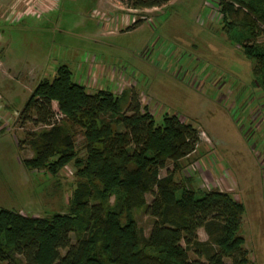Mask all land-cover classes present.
Here are the masks:
<instances>
[{
  "label": "rangeland",
  "instance_id": "1",
  "mask_svg": "<svg viewBox=\"0 0 264 264\" xmlns=\"http://www.w3.org/2000/svg\"><path fill=\"white\" fill-rule=\"evenodd\" d=\"M220 1L130 10L117 0H58L45 14L0 17V209L40 217L69 210L76 166L56 175L28 168L34 152L19 141L39 127L17 122L36 86L67 65L89 92L125 90L124 107L136 92L157 121L177 115L200 131L175 176L192 179L198 196L220 189L240 201L244 246L253 264H264V91L244 51L251 37L225 18ZM255 41L264 43V34ZM77 139L83 155L81 133ZM173 168L169 162L161 176ZM134 216L148 235L153 218L144 209ZM199 236L208 238L204 228Z\"/></svg>",
  "mask_w": 264,
  "mask_h": 264
},
{
  "label": "trees",
  "instance_id": "2",
  "mask_svg": "<svg viewBox=\"0 0 264 264\" xmlns=\"http://www.w3.org/2000/svg\"><path fill=\"white\" fill-rule=\"evenodd\" d=\"M119 1L143 10L170 0ZM220 5L251 37L244 51L264 91V43L255 41L264 34V0ZM125 93L89 92L67 65L33 90L17 119L21 127H39L19 141L34 152L24 163L53 175L73 163L79 181L66 213L40 217L0 209V264H253L239 232L243 204L220 189L198 196L192 179L175 176L196 151L200 131L177 115L157 121L136 92L124 107ZM54 102L64 115L60 121ZM169 162L174 168L161 176ZM137 209L153 218L148 235L134 216Z\"/></svg>",
  "mask_w": 264,
  "mask_h": 264
},
{
  "label": "crops",
  "instance_id": "3",
  "mask_svg": "<svg viewBox=\"0 0 264 264\" xmlns=\"http://www.w3.org/2000/svg\"><path fill=\"white\" fill-rule=\"evenodd\" d=\"M120 4L124 5L121 1L117 0ZM58 0H20L17 1L16 6L14 9H11V1L8 0L7 4L2 5L0 3V17H8L11 15V17H16V18H24L26 17L30 12L35 11V8H38V11L41 13L37 12V14H45L50 12L51 10L55 9L57 7ZM13 8V7H12ZM160 7H155V8H150L149 10H154L158 9ZM130 9V8H128ZM133 10V9H130ZM143 10H148V9H143ZM4 30H0V33H2ZM2 37V35H1ZM3 39V37H2ZM2 43L3 47L5 44ZM4 44V45H3ZM203 240V239H202Z\"/></svg>",
  "mask_w": 264,
  "mask_h": 264
},
{
  "label": "built area",
  "instance_id": "4",
  "mask_svg": "<svg viewBox=\"0 0 264 264\" xmlns=\"http://www.w3.org/2000/svg\"><path fill=\"white\" fill-rule=\"evenodd\" d=\"M17 1H20V0H11V9L13 10L14 9V7L16 6V4H17ZM13 7V8H12ZM32 12H35V13H37V12H39V13H41L40 11H38V8H35V11H32ZM56 109V111H57V115H56V118H57V120L58 121H60L62 118H63V114L59 111V109H58V105H57V107L55 108Z\"/></svg>",
  "mask_w": 264,
  "mask_h": 264
}]
</instances>
